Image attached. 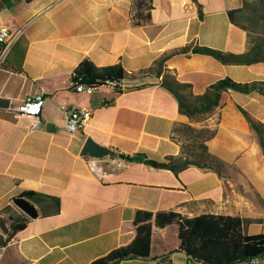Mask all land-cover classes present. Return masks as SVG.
<instances>
[{
  "label": "crops",
  "instance_id": "crops-1",
  "mask_svg": "<svg viewBox=\"0 0 264 264\" xmlns=\"http://www.w3.org/2000/svg\"><path fill=\"white\" fill-rule=\"evenodd\" d=\"M241 6V0H152L151 9L137 15L133 0H61L55 5L0 0V26L21 31L0 61V99L7 102L0 106V220L7 229H0V264H90L133 240L137 211L237 216L249 220L247 233L264 232V189L256 190L258 200L208 169L188 166L174 175L118 156L141 153L157 161L176 156L180 144L172 139L173 129L189 124L215 127L206 144L223 162L249 152L264 164L258 136L237 108L249 111L246 99L264 96L223 91L222 107L188 118L153 76L125 80L128 86L149 85L121 94L108 87L78 93L71 83L83 60L98 67L120 64L138 73L187 44L244 52L246 34L227 17L228 10ZM239 66L191 51L164 63L179 82L191 84L195 95L225 76L261 80L241 79ZM36 94L44 101L41 123L31 131L32 120L14 118L10 108ZM76 108L90 111L91 118L70 134L64 119ZM87 140L110 155L83 156ZM111 160H121L122 166ZM24 191L37 194L23 199L33 208L32 217L16 201ZM13 222L26 225L9 238ZM150 247V258L119 264H187L176 252L175 223L158 227L152 220Z\"/></svg>",
  "mask_w": 264,
  "mask_h": 264
},
{
  "label": "trees",
  "instance_id": "trees-1",
  "mask_svg": "<svg viewBox=\"0 0 264 264\" xmlns=\"http://www.w3.org/2000/svg\"><path fill=\"white\" fill-rule=\"evenodd\" d=\"M151 1L133 0L137 15L140 14V11L151 9ZM241 1L242 6L228 10L227 17L231 25L246 34L244 52L232 53L187 44L165 53L160 59L154 61L153 66L140 70L138 73H128L120 64L98 67L89 60H83L72 73V86L75 82H80L95 90L108 87L114 94H121L149 85L142 83L136 86H128L125 84V80H140L153 76L160 79V86L175 97L180 114L188 118H202L211 113L214 108L219 107L223 91H233L242 95L256 93L264 96V81L238 82L229 76L208 85L203 94L195 95L192 92L191 84L179 82L175 75L164 67L165 61L170 57L179 54L188 55L191 50H195L198 54L210 56L223 65L249 66L264 63V9L260 8L256 2ZM145 17L149 18V14L147 13ZM199 17L202 18L200 11ZM258 27L259 31H257ZM237 108L257 134L259 146L262 154H264V124L257 121L240 106ZM215 133V130L207 127L195 128L189 124H180L173 129L172 136V139L180 144L178 155L167 156L163 161L149 159L141 153L135 155L119 154L118 156L127 162H137L155 169L169 170L174 175H178L188 166H195L208 169L223 179L226 164L211 153L206 144L215 136ZM36 195L33 191H24L19 197L30 200ZM152 220L158 227H165L172 223L177 225L179 247L176 252L185 256L187 263L247 264L254 259H264V232L247 233L245 226L249 220L237 216L214 214L184 217L174 212H158L152 215L150 212L137 211L134 218L136 234L133 240L125 246L111 250L90 264H119L124 260L150 258ZM25 225L26 222H13L10 225L8 237H13L15 233L24 229Z\"/></svg>",
  "mask_w": 264,
  "mask_h": 264
},
{
  "label": "rangeland",
  "instance_id": "rangeland-1",
  "mask_svg": "<svg viewBox=\"0 0 264 264\" xmlns=\"http://www.w3.org/2000/svg\"><path fill=\"white\" fill-rule=\"evenodd\" d=\"M249 1L256 2L260 8L262 7V9H264V0ZM257 31H259V27ZM260 64L261 65L255 67L251 65L239 66V77L241 79H246L250 76H254L261 78V81H264V63ZM246 100L248 101L246 107L250 109L249 111H246L257 121L264 124V97L254 96ZM222 106L223 99L220 104V107ZM254 115L257 116V118ZM209 129L215 130V127ZM228 158L230 159L225 163L226 170L224 172V181H227L230 188L240 191L250 198L254 195L256 199L259 200L260 198L256 193V190L258 188L264 189V164H260L259 160L255 156H251L249 152H239L236 155H232V157L228 156Z\"/></svg>",
  "mask_w": 264,
  "mask_h": 264
},
{
  "label": "built area",
  "instance_id": "built-area-1",
  "mask_svg": "<svg viewBox=\"0 0 264 264\" xmlns=\"http://www.w3.org/2000/svg\"><path fill=\"white\" fill-rule=\"evenodd\" d=\"M61 0H48L50 5H55ZM21 31L15 30L11 31L6 27L0 26V61L9 49V47L13 44V42L19 37ZM74 90L78 93H86L92 94L95 89L89 86H86L80 82H75ZM43 96L41 94H36L33 96L26 97L20 104L11 107V112L14 118L27 117L32 120L30 130L36 129L41 121L40 114L43 107ZM91 118L90 115H81V109L76 108L67 112L64 119V128L70 133L74 134L84 128L86 123ZM111 164L116 167L122 166V161H113L111 160ZM191 264V263H187ZM200 264V263H193ZM247 264H264V259H254L248 262Z\"/></svg>",
  "mask_w": 264,
  "mask_h": 264
},
{
  "label": "water",
  "instance_id": "water-1",
  "mask_svg": "<svg viewBox=\"0 0 264 264\" xmlns=\"http://www.w3.org/2000/svg\"><path fill=\"white\" fill-rule=\"evenodd\" d=\"M191 52L196 53L195 50H191ZM0 106H7V102L3 99H0ZM81 154L83 156H88V157L102 158L109 156L110 151L107 148L97 145L91 140H87ZM16 201L17 204L20 206V208L24 211V213L32 217L33 208L30 205H28L26 202H24L23 198H18ZM0 229L3 230L4 232H7V229L5 228L1 220H0Z\"/></svg>",
  "mask_w": 264,
  "mask_h": 264
},
{
  "label": "bare ground",
  "instance_id": "bare-ground-1",
  "mask_svg": "<svg viewBox=\"0 0 264 264\" xmlns=\"http://www.w3.org/2000/svg\"><path fill=\"white\" fill-rule=\"evenodd\" d=\"M90 111L85 110V109H81V115H90Z\"/></svg>",
  "mask_w": 264,
  "mask_h": 264
}]
</instances>
